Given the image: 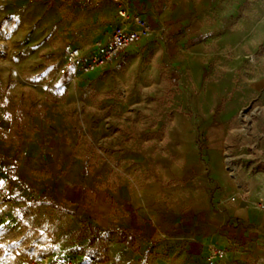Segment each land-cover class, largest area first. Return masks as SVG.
<instances>
[{"label":"rangeland","instance_id":"1","mask_svg":"<svg viewBox=\"0 0 264 264\" xmlns=\"http://www.w3.org/2000/svg\"><path fill=\"white\" fill-rule=\"evenodd\" d=\"M149 13L150 34L112 66L61 73L69 48L111 31V0H0V264H210L222 247L209 237L242 231L264 249V220L226 210L252 205L246 178L264 182V112L238 130L264 108V0H154ZM242 255L231 263L264 264Z\"/></svg>","mask_w":264,"mask_h":264},{"label":"built area","instance_id":"2","mask_svg":"<svg viewBox=\"0 0 264 264\" xmlns=\"http://www.w3.org/2000/svg\"><path fill=\"white\" fill-rule=\"evenodd\" d=\"M113 5L115 24L107 36L96 41L89 50L79 47L69 48L66 53V62L61 68L65 73L69 68L90 73L94 69H103L112 66L119 58L128 53L130 47L146 38L151 32V26L144 16L140 0H111ZM246 109V108H245ZM255 115H262L264 108L256 107L252 111ZM251 114V112H250ZM252 115V114H251ZM252 118V117H251ZM250 123V122H249ZM242 124L248 125V121ZM246 127L245 132L247 131ZM229 149L224 152L228 153ZM230 164H234L235 157L230 156ZM227 166V164H225ZM237 170V168H236ZM235 182L237 177L233 178ZM236 187L245 198L250 195L249 188H244L236 182ZM234 200V198H232ZM258 207L264 212V202L258 203ZM225 249L214 248L209 250L207 260L210 264H218L225 258ZM28 264H75L70 259L43 261L33 260ZM228 264H233L229 262Z\"/></svg>","mask_w":264,"mask_h":264},{"label":"crops","instance_id":"3","mask_svg":"<svg viewBox=\"0 0 264 264\" xmlns=\"http://www.w3.org/2000/svg\"><path fill=\"white\" fill-rule=\"evenodd\" d=\"M140 3L143 7L144 16L146 17L147 21L149 22V19H148L149 15H150L149 9L150 8L153 9L154 0H140ZM149 24H150V22H149ZM136 45H137V43L135 45H133L132 47H134ZM132 47H130V49ZM130 49H129V51H130ZM218 177L224 186H227V187L230 186V182H229L227 176L224 175L223 173H221V171H218ZM241 179H242V177H241ZM246 179H252L255 182V186H256V184H258L259 190L256 192V195L253 197L252 202L254 203L257 200L264 198V182H259V179L256 176H254L253 178H246ZM238 180H239V177H237L236 182H239ZM236 182L234 180V186L235 187H236V185H235ZM240 185L243 186L242 183H240ZM236 189H238V188L236 187ZM123 190H126V189H123ZM125 193L126 194H124L125 195L124 199L130 200V203L132 205H134L138 199L137 194H135L134 192H129L127 190L125 191ZM253 203L251 205L250 203H247L245 201L238 202L236 205H233L231 207L227 206L226 210L230 213L231 217H233V219L236 220V222H240V223L245 224V225L248 222L249 223H256V224H259V228H262L263 225H260V223L263 222V220H264L263 219L264 218V212H260L258 209H256L254 207ZM220 206H221V208H220V210H221L222 205H220ZM226 223H227V220L221 215V211H215L207 219V225L210 228L215 229V230L217 228L223 227V225H225ZM127 224H128V222H127ZM234 224H236V223L234 222ZM242 224H239V225L242 226ZM245 237H246L245 231H242L241 238L236 239V240H233V238L230 235H226L224 233H221V234L220 233H217V234L213 233L209 237V243L216 245L218 247L228 248L233 243L242 244V246L240 247L239 250L230 252L228 254V256L224 260H221L220 262H218V264H228L232 260H236L239 263H243L244 257L242 254L244 251H249L252 254L258 255L260 257H264V249L260 248L259 243L257 241H250V240L246 239Z\"/></svg>","mask_w":264,"mask_h":264},{"label":"bare ground","instance_id":"4","mask_svg":"<svg viewBox=\"0 0 264 264\" xmlns=\"http://www.w3.org/2000/svg\"><path fill=\"white\" fill-rule=\"evenodd\" d=\"M96 71V69L92 70V72ZM251 114H254L253 112H251ZM251 114H245L244 112L241 113L240 117L238 118V120L240 122H244V121H248L250 122L251 121ZM242 127L240 129H238L239 131H245L246 130V127L248 125L246 124H242L241 125ZM230 156H228L227 154L225 155V164H227V166L225 167L228 171H229V176L232 177V178H235V177H239V174L236 172V168L234 166H231L232 164H230ZM245 182V181H244ZM238 184H240L239 182H237ZM254 184V182H253ZM236 185V184H235Z\"/></svg>","mask_w":264,"mask_h":264}]
</instances>
